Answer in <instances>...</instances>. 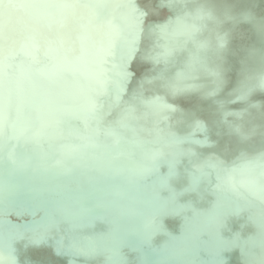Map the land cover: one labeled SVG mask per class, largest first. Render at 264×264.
Wrapping results in <instances>:
<instances>
[{
	"label": "water",
	"instance_id": "95a60500",
	"mask_svg": "<svg viewBox=\"0 0 264 264\" xmlns=\"http://www.w3.org/2000/svg\"><path fill=\"white\" fill-rule=\"evenodd\" d=\"M144 1L0 0V264H264V158H240L242 144L259 141L245 130L264 131V104L243 106L251 89L264 90V58L260 64L252 56L264 45L243 26L223 33L239 72L253 76L243 95L217 98L196 88L197 96L168 95L165 88L176 86L169 69L191 82L165 42L152 43L145 32L174 18L190 41L203 17L193 0L147 1L157 16ZM199 1L208 13L217 1L220 13L236 15L219 0ZM260 2L261 13L238 5L264 25ZM127 3L135 4L137 22L118 19L130 36H109L84 12L117 17ZM212 31L198 44L209 52L218 50ZM149 50L158 89L133 85ZM133 52L135 59L122 61ZM236 75L212 84L238 93ZM135 91L156 97L141 114L124 107ZM175 108L188 112L178 116ZM216 143L229 155L210 154L201 165L199 150Z\"/></svg>",
	"mask_w": 264,
	"mask_h": 264
},
{
	"label": "bare ground",
	"instance_id": "6f19581e",
	"mask_svg": "<svg viewBox=\"0 0 264 264\" xmlns=\"http://www.w3.org/2000/svg\"><path fill=\"white\" fill-rule=\"evenodd\" d=\"M87 1L91 2L93 0H87ZM109 1H110L109 4H114L116 0H109ZM147 1H150V0H145L143 2L144 3L143 5L144 7H148V9H150L149 5L146 4ZM162 1L165 4L168 3L170 5H176V4L183 3V0H173L172 2L168 0H162ZM193 1L200 8L199 15L200 17H203V20H202L203 28H202V31L191 32L190 41H186L183 39L182 35L180 34L183 28L177 24L174 18H168L164 20L162 22L161 30L157 24L156 25L153 24L154 26L145 32L146 40L150 38L149 40L152 43L157 42V44L159 41L165 42L164 46L167 47L166 48L167 55L169 53H172L173 55H175L174 61H177L178 66H180L184 70V73L187 79L189 80V82H191V85L189 84L185 85L182 82H180L178 79V71L176 69L171 70L172 69L171 68L168 70L167 72L168 74L166 73L168 77L167 79H170V81L174 82L176 86L174 88H167V89L165 88L166 94L173 96L175 94H178L179 92L180 93L184 92L186 93L187 96H193V95L197 96V94L194 93V90H193L194 88H196V89L202 90L205 95H210V96H214L217 98H220L223 95V93L225 95H228L227 97L230 96L231 98H234L237 95H243L241 94L243 93L242 89L245 86H247L248 83H250L253 76H251V74H249L248 72H244V71L239 72L240 69L238 68V65H237V59L234 57V54H237V52L234 51L233 49L232 50L229 49V47L227 46V42H228L227 35L223 33L225 30H227L228 28L232 26H237V25L243 26L244 28L254 32L257 37L256 40L258 42H262V45H264L263 38L259 36L260 31L264 29V25L257 24L253 20H251L249 14H247L248 10L238 5V3H241L242 1L249 7V9H254L258 13H261L263 12L262 11L263 4H261L260 2L261 0H256V1L255 0L253 1L252 0H219L225 4L227 9L233 8L235 10L236 15L234 16H228L226 13H220L218 10H216L217 1L213 2V4L215 5H211V7L214 9H211L210 13L206 12V11H209L207 10L208 8H204V6L201 5V2L199 0H193ZM125 9H127V11ZM136 10L137 9H136L135 4L133 5V7H131L130 3H127L125 6L122 7V10H120L117 17L115 15L112 17H108V16L104 17L100 15L98 16V19L96 15L94 14V10L92 8L86 7L84 12L87 14L89 21H91L92 19V21L94 22V19H93V16H94V18L97 20L96 22L97 25L98 24H100V26L104 25L107 28V34L109 36H116L117 34L120 35L122 34V32H127V36H130L134 32H129V31H126V29L122 28V25L118 18L122 17V14L124 16L128 14L129 19L134 22L132 23L134 25L137 22L136 21L137 20ZM155 10L156 9H150V13L152 15L154 14L155 16H157L159 12ZM139 13H141V11H139L138 14ZM195 13L196 12L189 11V18H192L193 16H195ZM203 14H206V15L203 16ZM215 19L217 21H216V24L213 25L211 21H214ZM104 21H107L109 25H106ZM217 23L221 27L220 30L212 31L213 27L216 26ZM165 29L169 31V33L166 35H168L171 38V39H168L167 41H164L162 39V37L164 36L163 30ZM205 29H208V30L210 29V31L215 32V33H212L213 34L212 36H214V40L218 45V50L209 52V51H206L207 49L204 50L203 48H200V46L198 45L203 41L202 39H203L204 33L202 32H205ZM230 33L231 31L228 32V34ZM94 41H95V38H94ZM110 44H111L110 41L104 42V46L106 48L110 47ZM188 51H191V53L193 54L192 60H188L182 54V52L186 53ZM135 53L136 52H133L126 57L122 56L123 57V58L121 57L122 61H124V59L127 57L135 59L138 56V54H135ZM152 53L149 50L148 53H145L144 55L141 54L142 57L139 58L141 59L140 61L141 63L139 64V66L141 65V71L139 72L136 71L134 73L133 85L137 84L139 86L142 83V84H148L152 86V88L154 89L155 88L158 89L159 87L158 80L156 79L153 73V67H157V65H156V60L154 59ZM101 54L104 55L105 57L107 56V52L105 51H103ZM228 54H230V59L227 58ZM252 56L257 58L259 63L261 64L262 58H264V49L260 52L253 53ZM220 62H223V63H220ZM101 66L106 69V64H102ZM114 66H115L114 63L112 62L111 63L112 70H114ZM107 67L110 68V65L108 64ZM119 69L120 68L118 66L117 70L119 71ZM228 73H237L234 81H232L231 84L232 86L234 85L236 88H238V93L231 92L232 90H229V88H227L224 92L216 91V89L214 88L212 84L214 80L215 81L219 80L221 84L227 83L226 74L228 75ZM242 74L246 76L248 81H243L242 78H239V76ZM132 94L133 96H131V98L128 99L126 105L124 104L125 105L124 107H125V110H130L134 112V114L143 113L147 109L142 108V107L150 108L151 107L150 105L155 103L154 101H156V97L144 96V94H142L140 91H135ZM96 95L100 96L102 95V92L97 91ZM99 99L100 98L96 96L97 103L99 102ZM139 100H140V103L138 104ZM243 100H244L243 106L251 105L254 102H260L264 104V90L263 89L257 90L256 88L251 89L248 93V97H244ZM159 106L162 107V105H159ZM153 109H157V108L153 107ZM160 110L161 109H159V111ZM187 110L188 109L175 108L174 112H177L179 116L181 113L187 114L188 112ZM228 112L235 113L236 111L231 109V111L228 110ZM235 115H238V114H235ZM189 124L191 126L192 122H189ZM249 129L250 128H247L245 131L253 135L257 132L258 134L257 139L259 140L258 145L254 148L253 147L250 148L248 145L242 144L240 151L244 152V154L240 157L241 160L244 161L248 157H251V158L263 157L264 158V131L259 128L252 129L251 131ZM178 137L181 138L182 135H179ZM216 144L219 146V147H216V149L212 148L209 150L208 149L199 150V155L204 161V163L202 161L201 165L206 164V160H208V158L210 157V154L219 152L221 155H224V156L229 155L220 143H216ZM172 146L173 145L171 144L167 145L165 148L166 151L170 153L174 151V149H172L173 148ZM213 170L216 173H220L221 172L220 165H216V167H214Z\"/></svg>",
	"mask_w": 264,
	"mask_h": 264
}]
</instances>
